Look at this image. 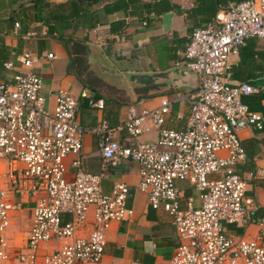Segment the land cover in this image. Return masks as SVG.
<instances>
[{"label": "built area", "instance_id": "obj_1", "mask_svg": "<svg viewBox=\"0 0 264 264\" xmlns=\"http://www.w3.org/2000/svg\"><path fill=\"white\" fill-rule=\"evenodd\" d=\"M14 28L19 30L17 22ZM36 36L31 29L23 38ZM250 38H264V0L227 3L209 23L192 31L183 61L175 64L197 76L195 92L186 99L182 131L162 127L171 111L166 98L151 110L129 108L118 126L101 121L83 128L71 93L57 90L49 110L40 93L41 80L30 70L37 58L26 51L14 55L27 71L0 81V264L100 263L111 224L129 218L131 211L125 206V184L114 183L108 194L102 193V175L83 169L82 138L89 133L97 136L102 169L121 161L134 163L136 189L152 210L170 217L178 244L168 264H264V206L253 236L234 237L225 229L248 227L257 209L246 189L264 181L262 166L239 169L248 158L238 133L260 131L264 123V115L241 102L258 89L233 81L230 73V56ZM2 69L12 70L13 63L4 62ZM79 97L90 107H103L87 89ZM148 127L156 131L154 140L128 146L116 138L124 132L133 140ZM261 153L264 159V145ZM68 155L74 156L72 180L65 179L63 160ZM176 182L196 192L198 207L192 198L180 207ZM27 204L30 226L23 244L11 250L6 236L10 218ZM42 246L52 249L45 252Z\"/></svg>", "mask_w": 264, "mask_h": 264}, {"label": "crops", "instance_id": "obj_2", "mask_svg": "<svg viewBox=\"0 0 264 264\" xmlns=\"http://www.w3.org/2000/svg\"><path fill=\"white\" fill-rule=\"evenodd\" d=\"M78 1L82 2V14L76 18L68 6ZM235 1L45 0L49 6H65L60 11L51 7L41 9L34 0H0V81L27 71L14 58L26 51L37 58L30 70L41 80L40 93L47 108L51 110L57 90L70 92L77 100L76 120L81 127L93 128L101 121L110 127L118 126L129 108L136 112L151 110L159 106L161 98H166L171 101V111L165 115L162 127L182 131L189 108L186 99L195 92L197 76L175 64L183 61L182 54L192 31L204 27L220 8ZM15 22L19 30H15ZM31 29L37 36L24 39V33ZM60 40H68L67 49ZM74 44L81 51L73 50ZM48 54L51 59L45 58ZM7 61L13 63L12 70L2 69ZM229 64L233 81L246 82L258 89L257 94L242 97L241 102L250 111L264 115V38L246 40L238 54L230 56ZM132 74H157V78L149 85H140L127 79ZM82 89L90 91L93 100H102V109L88 106L86 99L79 97ZM148 129L133 140L127 139L124 132H119L116 138L128 146L154 140L156 131ZM238 137L248 158L239 169L264 167L261 153L264 123L260 131L244 129ZM81 155L86 172L102 175V193L108 194L114 183H123L128 189L125 206L131 214L111 224L99 264H168L178 244L175 230L170 217L161 210H152L145 194L136 189V165L121 161L103 170L97 136L90 133L83 135ZM73 159L74 156L68 155L63 160L67 180L73 178ZM175 185L181 208L187 198H192L194 207L199 206L196 192L186 183ZM245 195L253 199L257 210L251 213L245 230L225 226L226 232L234 237L248 238L256 233L257 219L264 206V181L250 184ZM30 223L31 207L22 206L12 214L6 235L11 250L15 248L11 238L15 230L25 226L28 231ZM49 249L51 246H42L45 252Z\"/></svg>", "mask_w": 264, "mask_h": 264}, {"label": "trees", "instance_id": "obj_3", "mask_svg": "<svg viewBox=\"0 0 264 264\" xmlns=\"http://www.w3.org/2000/svg\"><path fill=\"white\" fill-rule=\"evenodd\" d=\"M238 1H241V0H237L235 2H238ZM235 2H233V3H235ZM34 3L38 4L41 7V9L42 8H47V7H51L53 9H58L60 11H63L65 9V6H62V5H57V6L51 5V6H49V4L47 2H45V0H34ZM80 6H82V2L81 1H78V3H72V4L70 3L69 4L68 8H69L70 14L73 17L77 18V17L81 16L82 10L80 9ZM36 7H35V9H36ZM61 42L65 46V49H67L68 40H63ZM71 48H73V50H75L77 52L81 51L80 50L81 47L77 46L76 44L72 45Z\"/></svg>", "mask_w": 264, "mask_h": 264}, {"label": "rangeland", "instance_id": "obj_4", "mask_svg": "<svg viewBox=\"0 0 264 264\" xmlns=\"http://www.w3.org/2000/svg\"><path fill=\"white\" fill-rule=\"evenodd\" d=\"M25 206L29 208V207H31V204H27ZM26 231H27V228L25 226H21L15 230V232L13 233V235L11 237L13 240V242H12L13 246L12 247L15 246V248H17L19 245H21V243L23 242L22 240L25 238Z\"/></svg>", "mask_w": 264, "mask_h": 264}, {"label": "water", "instance_id": "obj_5", "mask_svg": "<svg viewBox=\"0 0 264 264\" xmlns=\"http://www.w3.org/2000/svg\"><path fill=\"white\" fill-rule=\"evenodd\" d=\"M155 77L157 78V74L151 75V76L150 75L132 74V75H128L127 79L134 80L140 85H149L152 83V80Z\"/></svg>", "mask_w": 264, "mask_h": 264}]
</instances>
